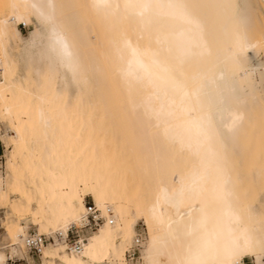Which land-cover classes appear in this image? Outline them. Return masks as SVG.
Here are the masks:
<instances>
[{
	"label": "bare ground",
	"instance_id": "6f19581e",
	"mask_svg": "<svg viewBox=\"0 0 264 264\" xmlns=\"http://www.w3.org/2000/svg\"><path fill=\"white\" fill-rule=\"evenodd\" d=\"M262 52L264 0H0V264H263Z\"/></svg>",
	"mask_w": 264,
	"mask_h": 264
},
{
	"label": "rangeland",
	"instance_id": "374dc122",
	"mask_svg": "<svg viewBox=\"0 0 264 264\" xmlns=\"http://www.w3.org/2000/svg\"><path fill=\"white\" fill-rule=\"evenodd\" d=\"M39 27H40L39 22L36 21L33 18L28 20L26 26L23 25V24H17V26H16L17 37L14 36L13 45L17 49H19L20 45H21V42L26 41L29 38V36L34 35L36 30ZM257 57H258L257 59L256 58L252 59V61H251L252 63L251 64H254L256 62L255 60H259V61L264 62V52L260 53ZM3 132H4V128H2V131H0V136L3 134ZM0 140H1V137H0ZM2 150H4V147H3L2 142L0 141V157H1L0 174L1 175L4 173V162H5L4 157H3V152L4 151H2ZM84 202H85V206L86 207L88 205L94 206L93 201H92L90 196H87L85 198ZM94 208H95V206H94ZM96 213H97V215H99L98 212H96ZM99 219L100 220L98 221L97 225L93 226L91 229L87 226L86 222H85L84 226H83V224L82 225H72L70 228L73 230V233L72 234L69 233V237L68 238H67L68 235H66L67 244L70 246V242H72L74 239L86 238L89 235H91L92 232H95L97 230V228L102 224V221H103L100 217H99ZM81 226H83V227H81ZM32 231L38 233L37 226L34 223L30 222V223H28L27 228H26V230L24 232V236H26L29 232H32ZM137 232L138 233L140 232V233H142V235H145V239H144V242L142 243L141 248H140L139 259L134 264H139V262H140L142 246L146 242V237H147L145 226L143 225L141 220H138L137 223L135 224V233H137ZM51 235L52 236H54V235L57 236L58 235V239H59V234L58 233L57 234L54 233V234H51ZM46 236H48V235H46ZM48 237L50 238V236H48ZM49 242L53 243L52 239ZM60 242H62V241L55 242L53 244H64V243H60ZM8 257H9V255H8ZM7 261H8L7 264H12L11 263L12 261L15 262L13 264H41L40 253L37 256V255H31L29 252H27L24 257L17 256V257L12 258L10 261H9V258H8ZM126 262L128 263L127 258H126ZM128 264H130V263H128ZM244 264H254V263H253V260L251 258H245L244 259Z\"/></svg>",
	"mask_w": 264,
	"mask_h": 264
},
{
	"label": "built area",
	"instance_id": "2783aa9c",
	"mask_svg": "<svg viewBox=\"0 0 264 264\" xmlns=\"http://www.w3.org/2000/svg\"><path fill=\"white\" fill-rule=\"evenodd\" d=\"M4 151V150H2ZM0 161H1V157H0ZM1 163V162H0ZM1 167V165H0ZM87 213H88V218H87V226L91 229L93 226L97 225L98 221L100 220L94 206L92 205H88L87 206ZM69 233H73V230L70 228ZM69 233L67 238L69 237ZM86 238H78V239H74L72 242H70V247L73 249L74 252L79 253L82 248H83V240H85ZM145 239V235H142V233H136L134 240H133V244L132 246L127 250L126 252V258L128 263L130 264H134L135 262L138 261L139 256H140V247L142 245V243L144 242ZM51 240V238H49L46 235H40L34 231L29 232L25 239H24V243L25 246L28 250V252L31 255H39L40 251H41V247L43 244L49 242ZM11 259H9L10 261ZM8 262V261H7ZM263 262H264V258H263ZM12 264L15 263L14 261L11 262ZM264 264V263H263Z\"/></svg>",
	"mask_w": 264,
	"mask_h": 264
},
{
	"label": "snow or ice",
	"instance_id": "6c2138e0",
	"mask_svg": "<svg viewBox=\"0 0 264 264\" xmlns=\"http://www.w3.org/2000/svg\"><path fill=\"white\" fill-rule=\"evenodd\" d=\"M170 7H182V6H177V5H170ZM57 43L60 45L63 55L67 58H71V52L68 51V46L61 40H57Z\"/></svg>",
	"mask_w": 264,
	"mask_h": 264
}]
</instances>
